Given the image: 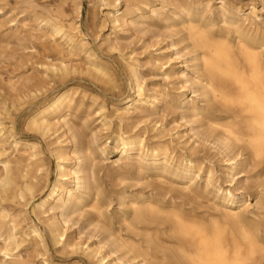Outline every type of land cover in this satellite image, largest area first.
Returning <instances> with one entry per match:
<instances>
[{
    "label": "rangeland",
    "instance_id": "obj_1",
    "mask_svg": "<svg viewBox=\"0 0 264 264\" xmlns=\"http://www.w3.org/2000/svg\"><path fill=\"white\" fill-rule=\"evenodd\" d=\"M122 1V8H125L126 0ZM221 1L128 0L127 3L136 10L134 21L140 19L141 22L120 29L111 26L107 13L114 11L112 5L103 6L101 0H80L81 31L87 35V41L98 59L113 73V81L106 82L87 71L85 54H69L67 45L55 41L42 20L75 17L72 0H0V122L17 138L37 141L41 146L42 161L48 169V176L44 178L48 181V187L37 190L36 200L45 194L56 178L57 164L51 150L57 146L55 141L58 134L44 139L38 131L27 127V118L37 105L57 92L71 86L79 87L73 93L70 108L77 137L63 146L67 157L72 160L75 157L72 154L74 143L79 145L82 154L88 156L90 153L87 170H94V173L90 181L93 188L84 197L82 211L71 215L66 231L69 241L80 240L93 246L104 244L107 251L115 250L111 257L113 263L130 261V264H139L141 258L128 252V245L135 238L129 229L133 198L150 195L167 201L176 200L199 216H221L223 208L231 206L223 202L225 197L222 191L234 189L232 184L237 185L235 194L238 199L244 195L250 199L251 205L248 204L250 207L247 208L239 201L231 207L239 211L249 224L259 225L264 232V163L253 162L242 144H233L227 149L221 129L212 127L211 120H222L230 112L207 97L208 93L202 87L204 73L200 67L198 69L200 51L188 38L182 25V20L191 16L194 21L209 24L215 32L222 34L232 35L234 31L231 25L235 21L253 34L257 29L264 32V0H226L225 9L221 7ZM253 4L259 9V16L246 21L244 16L250 15ZM139 14L144 17L139 18ZM172 42L178 43L180 58L169 50L168 56L173 59L161 68L154 61L157 50ZM131 54L138 59V70L148 87L158 89L166 97L156 112L139 110L132 113L124 128L129 132L144 134L145 144L150 147L159 143L169 144L166 154L171 163L164 178L157 170L146 166L149 155L139 158L118 154L114 142V131L119 128L117 121L114 120L109 126H104L102 122L101 114H109L113 102L124 101L130 95L124 61ZM186 59L190 60L186 71L190 84L200 90L195 98L191 91L182 96L186 92L182 88L183 78L177 77L178 73L186 70ZM62 60L75 66V69L65 75L44 72L46 63H59ZM165 70L170 73V78L166 77ZM102 103L107 110L100 112ZM154 124L166 127L164 135ZM109 137L108 153L103 155L97 145L107 143ZM94 138H97L96 142ZM8 143L5 147L13 152V147ZM238 152L242 162L237 170L239 175L232 183L230 159ZM191 155L200 165L189 169L183 159ZM30 169L34 173L36 166ZM188 185L199 193L198 197L184 191ZM97 188L103 216H98L92 210ZM4 208L19 214L20 226L24 230L31 225L41 227L47 248L37 245L36 250L22 245L18 253L27 261L39 264L43 257H47L54 264H93L80 251L62 244L54 245L45 223L33 214V204L27 209L17 200L2 199L0 196V210ZM50 215H55L60 227L66 229L59 211ZM164 238V246L171 247L173 244L169 242H173V237L167 234ZM123 241L126 246L121 247ZM3 248L4 240L0 238V262L4 259ZM117 257H121L122 261Z\"/></svg>",
    "mask_w": 264,
    "mask_h": 264
},
{
    "label": "bare ground",
    "instance_id": "obj_2",
    "mask_svg": "<svg viewBox=\"0 0 264 264\" xmlns=\"http://www.w3.org/2000/svg\"><path fill=\"white\" fill-rule=\"evenodd\" d=\"M72 1L75 17L42 19L45 27L55 41L67 45L69 54H85L88 72L101 80L112 82L113 73L98 59L97 53L87 41V35L81 31L82 4L80 0ZM127 2L128 0L125 8H122V0H101L103 6L112 5L114 8L113 12L107 13L112 28L123 29L125 26L141 22L140 19L134 21L136 10ZM221 3V7L225 9L226 0H222ZM258 11L257 6L253 4L250 15L244 16L246 21L259 16ZM139 15V18L144 17L142 14ZM182 23L188 38L200 51L197 57L198 69L200 67L204 73L202 87L208 93L207 97L220 103L230 112L222 120L216 118L211 120L212 127L221 129L227 149L233 144H242V147L249 151L253 162L264 163V32L261 33L257 29L253 34L235 21L231 25L234 33L222 34L215 32L213 26L209 24L194 21L191 16L182 20ZM177 45L178 43L172 42L167 47L157 50L154 61L161 68L165 67L173 59L168 56L169 50L174 51L180 58ZM184 63L186 70L177 74L178 79L183 78L182 88L186 90L182 96L191 91L195 98L200 90L191 86L186 74L190 60L186 59ZM124 66L128 73L130 95L124 101L113 102L109 114L108 112L101 114L103 125L109 126L116 120L119 128L114 131L115 151L120 155H133L139 158L149 155L146 166L157 170L160 177L164 178L171 163L166 154L169 144L159 143L150 147L145 144L144 134L139 131H126L124 125L128 124L132 113L136 111L156 112L166 96L158 89L148 87L146 79L138 70V59L133 54L124 61ZM44 68L47 74L65 75L71 69H75V66L62 60L59 63H46ZM166 74L167 78L171 77L168 71ZM78 88L71 86L57 92L53 97L37 105L27 118V127L38 131L44 139L58 134L55 141L57 146L51 150L57 164L56 178L47 189V193L37 200L35 199L37 190L48 187V181L44 179L48 176V169L42 161L41 146L37 141L17 138L0 122L2 170L0 196L2 199L17 200L27 209L33 204V214L45 223L54 245L62 244L74 251H80L93 264H119L117 261L114 263L111 261L114 249L107 251L104 244L93 246L80 240L72 242L66 236L71 215L82 211L85 205L84 197L93 188L90 181L94 170L92 172L87 170L90 153L88 156L82 154L79 145L74 143L72 150V154L75 155L74 162V159L67 157L63 146L77 137V127L71 121L70 108L74 100L73 93L78 91ZM100 108V112L107 110L103 103ZM154 125L160 134L164 135L166 127ZM192 131L196 133L195 128ZM110 138L107 143L97 145V149L103 155L108 153ZM96 140L97 138H94L95 142ZM7 142L13 147V152H9L5 147ZM18 153L20 154L17 155ZM161 157H164L163 160ZM240 157L241 154L238 152L230 159L232 169L229 174L232 183L239 175L237 170L242 162ZM183 161H186L189 169L200 165L192 155ZM160 162L163 163L162 167ZM31 166H36L34 173L30 169ZM232 186L234 189L222 191L225 197L222 199L223 202L233 206L242 201L249 208L250 199L244 195L238 199L235 194V190H238L237 185ZM96 191L92 210L98 216H103L102 205L98 200V188ZM184 191L190 196H199L190 185L185 186ZM131 203L132 221L129 229L135 238L129 243L128 252L141 258L139 264H264V232L259 225L249 224L239 211L229 205L223 208L221 216L210 214L202 217L187 209L185 205L178 204L176 200L167 201L149 195L133 198ZM57 211L66 229L60 227L55 215H50ZM165 234L173 237V242H169L173 244L171 247L164 246ZM0 238L4 240L2 249L4 259L0 264H34L18 253L21 246L28 245L36 250L37 245L47 248L39 225H31L24 230L20 226L19 214L11 213L6 208L0 210ZM120 246H126V243L123 241ZM117 258L122 261L121 257ZM39 264L54 263L43 257ZM121 264H130V261H122Z\"/></svg>",
    "mask_w": 264,
    "mask_h": 264
}]
</instances>
